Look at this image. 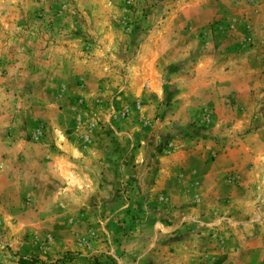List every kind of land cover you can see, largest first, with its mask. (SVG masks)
I'll use <instances>...</instances> for the list:
<instances>
[{
    "label": "rangeland",
    "instance_id": "obj_1",
    "mask_svg": "<svg viewBox=\"0 0 264 264\" xmlns=\"http://www.w3.org/2000/svg\"><path fill=\"white\" fill-rule=\"evenodd\" d=\"M18 257L264 264V0H0Z\"/></svg>",
    "mask_w": 264,
    "mask_h": 264
},
{
    "label": "trees",
    "instance_id": "obj_2",
    "mask_svg": "<svg viewBox=\"0 0 264 264\" xmlns=\"http://www.w3.org/2000/svg\"><path fill=\"white\" fill-rule=\"evenodd\" d=\"M71 259H72L71 255L68 253H65L63 255L61 261L69 262ZM17 263L18 264H39V263H41V261H39V259H37L36 257H31L29 259L18 257ZM41 264H43V263H41Z\"/></svg>",
    "mask_w": 264,
    "mask_h": 264
}]
</instances>
